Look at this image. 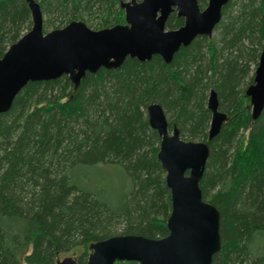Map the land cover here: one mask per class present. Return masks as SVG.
Here are the masks:
<instances>
[{
  "label": "trees",
  "instance_id": "trees-1",
  "mask_svg": "<svg viewBox=\"0 0 264 264\" xmlns=\"http://www.w3.org/2000/svg\"><path fill=\"white\" fill-rule=\"evenodd\" d=\"M35 1L43 33L71 21L95 31L124 24L125 0ZM263 14L264 0H229L214 37L195 38L170 64L127 58L77 88L65 75L28 83L0 114V264H60L62 255L85 264L97 241L167 236L170 192L146 116L154 103L169 132L209 149L199 188L220 216L211 264H264V108L253 120L246 96ZM182 25L173 13L165 27ZM30 29L24 0H0V57ZM211 90L226 120L207 142Z\"/></svg>",
  "mask_w": 264,
  "mask_h": 264
},
{
  "label": "water",
  "instance_id": "water-1",
  "mask_svg": "<svg viewBox=\"0 0 264 264\" xmlns=\"http://www.w3.org/2000/svg\"><path fill=\"white\" fill-rule=\"evenodd\" d=\"M229 0H207L201 10L196 0H130L120 8L124 24L91 30L81 21L43 33V17L35 0H24L31 16V29L0 57V114L7 113L15 97L28 84L67 76L74 88L88 74L115 70L125 59L148 62L158 56L170 64L174 55L197 37H211ZM183 19L176 30H166L169 15ZM264 24V14L262 16ZM250 115L256 120L264 108V42L248 87ZM210 123L207 142L214 139L226 120L218 110L216 93L207 98ZM149 127L160 138L157 160L165 172L170 192L167 236H112L90 246L85 264H211L220 250L219 212L202 199L199 188L209 149L205 142L184 141L158 104L146 108ZM60 264H77L65 257Z\"/></svg>",
  "mask_w": 264,
  "mask_h": 264
},
{
  "label": "rangeland",
  "instance_id": "rangeland-1",
  "mask_svg": "<svg viewBox=\"0 0 264 264\" xmlns=\"http://www.w3.org/2000/svg\"><path fill=\"white\" fill-rule=\"evenodd\" d=\"M126 2L127 1H129V0H125ZM206 5H207V1H206V3L202 6V8H201V10H203L205 7H206ZM214 37V31H213V33H212V35H211V38H213ZM263 42L264 41H262L261 42V46H260V48L258 47V50H259V53L261 52V49H262V45H263ZM258 61V60H257ZM257 64H258V62H257ZM257 67V66H256ZM256 67H255V69H256ZM255 69H253V68H251V70L253 71L252 73H253V75H254V71H255ZM252 75V74H251ZM250 75V76H251ZM208 95H209V93H208ZM207 98H208V96H207ZM166 118H167V116H166ZM108 174H111V176L113 175V174H117L116 172H112V171H109V172H107ZM65 257H71L70 255H62L61 257H60V261L63 259V258H65Z\"/></svg>",
  "mask_w": 264,
  "mask_h": 264
},
{
  "label": "flooded vegetation",
  "instance_id": "flooded-vegetation-1",
  "mask_svg": "<svg viewBox=\"0 0 264 264\" xmlns=\"http://www.w3.org/2000/svg\"><path fill=\"white\" fill-rule=\"evenodd\" d=\"M173 13H175V12H172L171 14H173ZM171 14H170V15H171ZM175 14H176V13H175ZM170 15H169V16H170ZM176 16H177V15H176ZM168 18H169V17H168ZM178 18H179V17H178ZM181 19H182V18H181ZM167 20H168V19H167ZM166 22H167V21H166ZM165 25H166V23H165ZM179 28H180V27H179ZM165 29H166V27H165ZM166 30H167V29H166ZM175 30H176V29H175ZM208 38H209V37H208Z\"/></svg>",
  "mask_w": 264,
  "mask_h": 264
}]
</instances>
